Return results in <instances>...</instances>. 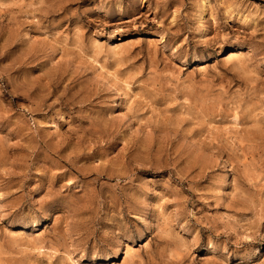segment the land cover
<instances>
[{
  "label": "rangeland",
  "instance_id": "1",
  "mask_svg": "<svg viewBox=\"0 0 264 264\" xmlns=\"http://www.w3.org/2000/svg\"><path fill=\"white\" fill-rule=\"evenodd\" d=\"M0 264H264V0H0Z\"/></svg>",
  "mask_w": 264,
  "mask_h": 264
}]
</instances>
